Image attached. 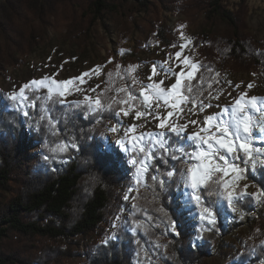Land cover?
Segmentation results:
<instances>
[{"label": "trees", "instance_id": "trees-1", "mask_svg": "<svg viewBox=\"0 0 264 264\" xmlns=\"http://www.w3.org/2000/svg\"><path fill=\"white\" fill-rule=\"evenodd\" d=\"M65 1L76 3L82 10L91 8L95 18L110 6L109 0H0V64H14L28 55L44 39L50 18ZM124 1L140 7L150 3ZM158 1L187 16L204 13L208 19L221 17L227 22L218 34L201 31L192 38L199 63L204 65L192 81L202 94L197 99L207 101L216 73L264 68V47L242 34V16L224 7L222 0ZM156 30V38L164 47L176 43L166 25ZM113 84L108 81L100 94L99 112L89 111L86 100H80L77 107L72 102L60 104L55 96L49 99L45 89L28 91L30 105L36 106H30L27 117L13 108L0 89V264H68L74 250L70 244H78L80 238L92 234L120 210L119 187L129 184L131 178L120 151L105 148L107 124L120 107L113 102L121 98ZM65 143L68 151L60 152L59 146ZM72 143L78 150L71 148ZM46 155L48 161L44 160ZM173 164L184 167L177 161L169 162ZM161 169L170 170V166ZM152 175L161 178L160 173L149 169L146 185L135 195L127 221L136 229L135 235L127 232L119 242L95 243L81 264H132L134 241L139 245L149 242L150 237H163L173 220L179 235H172L168 243L170 264H213L207 258L217 239L216 231H204V244L194 246L179 210V178L174 177L161 189ZM253 178L261 190L264 168L259 167ZM239 205L246 213L247 231L242 239L245 261L264 264V195L258 203L248 197ZM59 241L64 245H57ZM220 246L218 242L216 249Z\"/></svg>", "mask_w": 264, "mask_h": 264}, {"label": "rangeland", "instance_id": "rangeland-1", "mask_svg": "<svg viewBox=\"0 0 264 264\" xmlns=\"http://www.w3.org/2000/svg\"><path fill=\"white\" fill-rule=\"evenodd\" d=\"M109 3V9L104 11L100 17L95 18L91 8L82 10L76 3L62 2L59 12L51 17L47 24L44 39L28 55L21 56L20 60L15 61L14 64H0V89L11 101L14 109L23 113V110L28 111L30 108L29 106L21 110L22 105L19 99L13 101L9 98L12 93L18 94L19 88L24 84L33 80L39 81L45 77L68 80L78 77L84 72H90V70L96 71L94 74L90 72L89 77L85 78V83L76 82L75 84V87H79L82 91H73L67 95L65 103L85 100V92L88 97L100 98L108 81L114 82L115 94L118 97L124 98L125 93L120 91L123 88H129L130 91L137 94L140 85L133 86L132 77L135 76L147 83L146 76L150 74L152 64L158 63L165 66L162 62L170 58L169 54H174L179 50V48L164 47L161 41L156 38V29L159 25L164 24L169 28L176 38L175 44L177 45L182 43L180 32L189 36L191 45L185 49L184 55H190L194 61L198 62L200 55L192 45L193 36L201 31L218 34L227 26V22L221 17L208 19L204 13L187 16L170 9L158 0H150L148 7H140L136 3L124 0H109ZM222 5L241 15L242 34L253 38L260 47H264V0H222ZM171 59L179 64L174 55ZM98 65L101 66L99 69H97ZM130 66H137L136 70L129 71ZM180 66L183 67V65ZM226 81L232 83L228 84ZM249 82L254 83V87L250 90L246 87ZM234 85H240V88H235ZM40 89L29 84L26 95L29 97L28 91ZM241 90L247 91L249 96L255 95L258 98H264V68L249 72H231L227 69L219 72V76H216L214 81V89L211 91L212 96L219 95V99H212L209 96L205 102L223 107L232 99L226 93L231 92L235 96ZM24 103L30 104L29 100ZM182 106L187 112L189 106L186 104ZM215 111H220V109L213 107L205 109L204 112L189 113L188 118L200 121ZM148 119L151 120V117ZM117 120L120 121L118 127L122 126L123 128H127L133 123L139 124L140 121L134 118V113H130L127 117L122 115L115 117L106 127L105 148L113 147L120 151L127 163L126 171L130 175L131 182L119 187L122 199L120 210L102 223L92 234L80 238L78 244L74 242L70 244L74 246V250L68 264L85 262L90 246L95 243L102 244L105 239H108V244L119 242L127 232L135 235L136 229L129 227L127 221L135 204V195L139 189L146 185L147 173L141 176L139 183L136 182L137 166L130 163L133 153L131 151L124 152L122 147L116 143L120 137L108 131L111 125L117 124ZM179 122L186 123L187 121L182 119ZM155 123L152 121L148 130L159 131V129H154ZM144 130L138 129V132ZM124 139L127 141L126 137ZM182 143L189 146V151L195 147L188 140H184ZM190 163L197 162L192 160ZM259 167L257 165L256 170ZM254 173H248L245 179L239 181L241 188L244 184L249 185V193L261 191L255 184ZM135 182L137 183L136 188ZM190 191V188H185L181 183L177 188V200L193 245L204 244L201 238L204 231H216L217 239L209 249L208 262L213 264H248L249 260L245 261L247 255L242 245V239L247 231V225L244 224L246 213L239 204L249 196L243 197L241 202L236 205V212L229 209L226 199H219L218 207L215 209L217 221L214 226H210L199 219L195 202H188L185 193ZM252 198L258 203L261 195ZM209 228L211 230H208ZM172 235L178 236L169 227L163 237H150L149 242H141L139 245H136L134 241L135 247L132 248L131 255L132 264H170L167 252ZM218 242L221 243V246L216 249ZM56 244L64 245L61 241Z\"/></svg>", "mask_w": 264, "mask_h": 264}, {"label": "snow or ice", "instance_id": "snow-or-ice-1", "mask_svg": "<svg viewBox=\"0 0 264 264\" xmlns=\"http://www.w3.org/2000/svg\"><path fill=\"white\" fill-rule=\"evenodd\" d=\"M180 40L182 43L171 45L179 50L174 54L170 53V58L162 62L166 67L158 63L152 64L150 74L146 76L147 83L132 77V85H140L138 94H134L129 88H123L120 91L125 93L124 98L113 99L114 103L120 105L119 110L113 112L115 117H127L134 113V118L140 123L123 128L118 127L120 121L117 120V124L111 125L108 131L120 137L116 143L124 152L133 153L130 163L137 166V183L149 169L160 173L161 178L152 175L151 179L156 181L161 189L165 188L168 181L178 177L185 188L191 189L185 195L189 203L195 202L199 219L214 226L217 221L215 204L219 199H226L229 209L236 212V205L243 197L264 195V187L259 193H249L248 184H244L242 188L239 185V181L245 179L248 173L256 171L257 165L264 168V98L249 96L245 90L235 96L228 92L226 94L232 99L223 107L197 99L202 94L194 88L192 81L197 79L196 73L204 65L194 61L190 55H184L185 49L191 45V38L180 32ZM173 55L179 64L171 59ZM100 67L98 65L97 69ZM136 67L130 66L129 71L134 72ZM95 71L90 70L93 74ZM90 72L68 80H57L54 77L33 80L24 84L19 88L18 94L12 93L9 98L13 101L19 99L21 110L36 106L24 103L29 100L26 90L31 84L45 89L49 99L58 97V102L63 104L67 95L73 91H82L75 87V84L85 83V78L89 77ZM216 75L219 76V73ZM234 87L240 88V85ZM246 87L250 90L254 83L249 82ZM84 95L89 111L99 112L102 107L101 99L88 97L86 92ZM208 95L212 99H219V95ZM72 103L80 107L82 102ZM185 104L189 106L187 112L182 106ZM108 107L111 108V104ZM213 107L219 108L220 111L208 114L200 121L188 118L189 113L204 112L205 109ZM23 115L27 117L29 112L23 110ZM49 118L54 119L51 116ZM182 119L187 122H179ZM152 121L156 122L154 129L159 131L148 130ZM138 129L145 130L138 132ZM184 140L191 141L194 149L189 151V146L182 143ZM68 148L69 145L65 143L59 146V151L67 152ZM71 148L78 150V145L72 143ZM49 159L47 155L44 156L45 161ZM192 160L197 163H190ZM170 161H177L184 167L169 165ZM161 166H170V170L162 171ZM212 197L217 199L213 200ZM170 227L173 233L179 235L176 221L173 220ZM102 244L107 245L108 239L102 241Z\"/></svg>", "mask_w": 264, "mask_h": 264}, {"label": "built area", "instance_id": "built-area-1", "mask_svg": "<svg viewBox=\"0 0 264 264\" xmlns=\"http://www.w3.org/2000/svg\"><path fill=\"white\" fill-rule=\"evenodd\" d=\"M136 185H137V183L135 182V188H136Z\"/></svg>", "mask_w": 264, "mask_h": 264}]
</instances>
